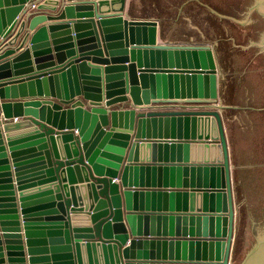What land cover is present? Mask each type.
Returning a JSON list of instances; mask_svg holds the SVG:
<instances>
[{"label": "water", "instance_id": "water-1", "mask_svg": "<svg viewBox=\"0 0 264 264\" xmlns=\"http://www.w3.org/2000/svg\"><path fill=\"white\" fill-rule=\"evenodd\" d=\"M220 1L0 0V264H264V0Z\"/></svg>", "mask_w": 264, "mask_h": 264}, {"label": "trees", "instance_id": "trees-1", "mask_svg": "<svg viewBox=\"0 0 264 264\" xmlns=\"http://www.w3.org/2000/svg\"><path fill=\"white\" fill-rule=\"evenodd\" d=\"M221 1H224V0H221ZM221 1L220 2H217V3H220L221 4ZM134 0H132V2H131V6H130V9H129V11H130V14H132V15H136V13L137 14H139V15H141L142 14V16H149V15H155V16H158L157 18H158V20H160V22H161V24H164V27L165 26H168V25H170L171 24V22H169V19H170V17H168L167 18V16H165L164 14H168V15H170V9L171 10H176V9H179V6H170L171 8H168V7H165V6H160V7H157L156 9H149V7L148 6H144L143 4H145L144 2H143V0H141V4L140 5H143L142 7H140V9H139V7L138 8H136V7H134ZM212 3H214V2H212ZM143 10V12H140V11H142ZM161 31H162V37H164V38H166V36H167V33L164 31V29H162V27H161ZM208 35H209V33H208ZM217 40H218V42H217V44L215 45V50H216V56H217V58H218V62H220L219 63V65H220V68L223 70L224 68L221 66V60H220V54H219V49H220V45L221 44H226V40H225V37L223 36V35H221V34H217ZM216 40V39H215ZM196 41L197 42H199V40L198 39H196ZM225 70V69H224ZM239 78H240V81H238L239 80ZM236 81V84L238 85V83H241L242 82V77H240L239 75H238V78H237V80H235ZM221 86H220V94H221V97H222V99L224 100V102H226V103H232L231 102V100H235V101H239V102H241V100L242 99H240L239 97L242 95V93L240 94L239 92V94H240V96H238L237 94H236V99H233V97H232V94H231V87L229 86L228 87V89H227V91H226V86H225V81H224V77H222V79H221ZM236 91H237V89H236ZM246 111V110H245ZM240 112H242L243 113V111H240ZM247 113H249V111H246ZM223 114H224V116L226 117V120L228 121V119L231 121V119H233V117H234V115L236 114V110H234V109H229V108H226V109H224V111H223ZM236 121V120H235ZM233 127V126H232ZM232 138H233V130H231L230 129V140L232 141ZM234 156L236 157V159H235V161H236V163L237 164H239L240 166H241V163H244V162H241V160H246V159H248V156H246V155H244L243 157H241L240 158V155H239V153H238V150L237 151H235L234 152ZM248 161V160H247ZM243 166H241L240 168L239 167H237L236 168V181H237V184H238V178H239V171L242 169V171L244 172V169L242 168ZM239 187H240V185H238ZM237 186V187H238ZM238 187V188H239ZM241 188V187H240ZM239 190V189H238ZM236 256H237V253L235 254Z\"/></svg>", "mask_w": 264, "mask_h": 264}, {"label": "crops", "instance_id": "crops-1", "mask_svg": "<svg viewBox=\"0 0 264 264\" xmlns=\"http://www.w3.org/2000/svg\"><path fill=\"white\" fill-rule=\"evenodd\" d=\"M161 1L162 0H143V2L145 3V4H143L144 6H148L149 7V9L151 10L152 8L153 9H156L157 7H160L161 6ZM131 2H132V0H126V7H125V10H127V13L129 14V16H131V17H133V18H153V17H155V15H149V16H153V17H145V16H142V14L141 15H139V14H137L136 13V15H132V14H130V11H129V9H130V6H131ZM141 0H134V7H136V8H138L139 7V9H140V7H142L143 5H140L141 3ZM140 12H143V10L142 11H140ZM19 99H23V97H19ZM2 100H4V99H2V98H0V101H2ZM128 104L127 103H125V102H122L121 103V106H124V107H128L127 106ZM176 108H179L178 106H175ZM20 118H24V117H17V118H12L13 120H18V119H20ZM0 120H5L4 119V115H3V112L2 111H0Z\"/></svg>", "mask_w": 264, "mask_h": 264}, {"label": "rangeland", "instance_id": "rangeland-1", "mask_svg": "<svg viewBox=\"0 0 264 264\" xmlns=\"http://www.w3.org/2000/svg\"><path fill=\"white\" fill-rule=\"evenodd\" d=\"M145 17H148V16H145ZM149 17H153V16H149ZM157 17H158V16H155V17H153V18L158 19ZM194 105H196V104H194ZM189 107H193V106H189ZM234 196H235V195H234Z\"/></svg>", "mask_w": 264, "mask_h": 264}]
</instances>
